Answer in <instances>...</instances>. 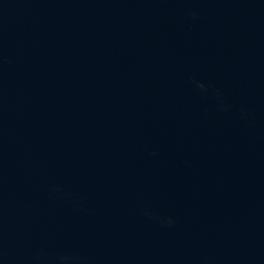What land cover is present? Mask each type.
Returning <instances> with one entry per match:
<instances>
[{"label":"water","instance_id":"obj_1","mask_svg":"<svg viewBox=\"0 0 264 264\" xmlns=\"http://www.w3.org/2000/svg\"><path fill=\"white\" fill-rule=\"evenodd\" d=\"M0 264H264V0H0Z\"/></svg>","mask_w":264,"mask_h":264}]
</instances>
